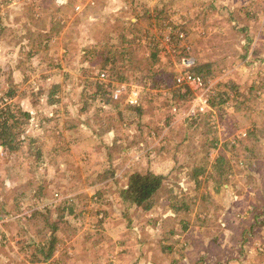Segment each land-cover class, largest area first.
Returning <instances> with one entry per match:
<instances>
[{
    "label": "rangeland",
    "instance_id": "374dc122",
    "mask_svg": "<svg viewBox=\"0 0 264 264\" xmlns=\"http://www.w3.org/2000/svg\"><path fill=\"white\" fill-rule=\"evenodd\" d=\"M0 104V264H264V0H0Z\"/></svg>",
    "mask_w": 264,
    "mask_h": 264
},
{
    "label": "trees",
    "instance_id": "16d2710c",
    "mask_svg": "<svg viewBox=\"0 0 264 264\" xmlns=\"http://www.w3.org/2000/svg\"><path fill=\"white\" fill-rule=\"evenodd\" d=\"M238 28L239 30H244L245 32H247L248 30V27L246 25H244L243 27H238ZM180 36L182 35L180 34ZM104 62H105V65L107 63L110 64L109 58L107 57ZM113 67L114 66H109L108 69L113 70L114 69ZM204 68L207 71L209 69V65L205 67V65L203 64L195 63L192 66V68L188 70L194 73H197V74H193L194 76L200 77L199 75L200 73L203 72ZM8 95L12 96L11 91L8 92ZM106 102L108 103V99L106 100ZM120 106L121 105L117 104L115 105V108L117 107L120 108ZM123 110L125 111V117L123 119L130 120V121L133 120L134 118L139 120L143 112V109L138 102L137 103L126 102V104H124ZM29 116H30L29 112L24 111L20 109L19 107H17V109L14 110V108L13 107L11 108L8 104L4 107L1 106L0 104V148L8 149L11 151L17 148L19 144V142H17L16 134L13 132V129H12L13 123L15 124L16 122L14 121L10 124L9 122V120H11L10 118H13V120H18V117L28 118ZM213 135H214L213 140L209 141L208 143L209 149L210 147H213V148L216 147L217 137L215 133H213ZM203 158L206 161L207 152H205ZM220 160H222V158L219 156L218 158H216L215 161L220 162ZM205 163H203V165ZM200 169H203V168H200ZM199 173L201 175L205 174L204 176H206L207 178L212 176L211 173L204 171L203 169V170H200L198 173L194 174L196 181H197V177ZM165 178H166V175L155 173L151 170H147L146 172L135 171L131 173L128 178V182L126 186L124 188H121L119 191L122 201L125 203H129V204H135L137 206L142 205L144 209H149L152 206V199L154 195L156 194L157 190H159V188L161 187L162 182ZM47 210H49V208H47ZM187 227H188V223L184 222L183 228L187 229ZM56 234H57V228L54 227L52 228L51 235L55 236ZM171 247L172 246H170L169 244H165L164 246H162V248L164 249H170ZM52 254H53V251L45 253L44 260L45 261L48 260L52 256Z\"/></svg>",
    "mask_w": 264,
    "mask_h": 264
},
{
    "label": "built area",
    "instance_id": "2783aa9c",
    "mask_svg": "<svg viewBox=\"0 0 264 264\" xmlns=\"http://www.w3.org/2000/svg\"><path fill=\"white\" fill-rule=\"evenodd\" d=\"M103 75H104V74H102V76H103ZM188 78H189V79H192V80H197V81L200 80V77H198V76H194V75H189ZM203 110H204V107H201V108H200V111H203Z\"/></svg>",
    "mask_w": 264,
    "mask_h": 264
}]
</instances>
